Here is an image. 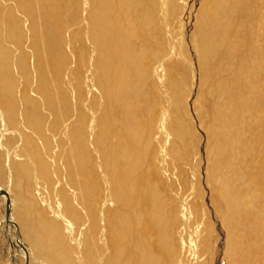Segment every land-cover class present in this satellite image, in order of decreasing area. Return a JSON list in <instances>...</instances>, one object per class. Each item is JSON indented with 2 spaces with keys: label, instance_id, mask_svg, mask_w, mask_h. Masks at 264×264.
Segmentation results:
<instances>
[{
  "label": "bare ground",
  "instance_id": "6f19581e",
  "mask_svg": "<svg viewBox=\"0 0 264 264\" xmlns=\"http://www.w3.org/2000/svg\"><path fill=\"white\" fill-rule=\"evenodd\" d=\"M12 1H16L15 7H18L26 21L31 19V16L29 18V14L26 13L32 14L34 8L41 11L45 20L53 21L59 13L60 5L59 1L54 3L48 0H0V128H2L0 131V180L4 181L7 186L6 188L0 186V192L3 191L0 198L9 200L7 201L9 216L5 228L11 234V242L9 246L6 243L7 247L11 248L10 251L13 254L26 258L28 264H179V258L182 254L179 251L183 252L187 248L192 253H197L201 262L202 252L200 253L199 250L201 249L200 245L208 241L206 238L207 229H203L201 224H199L201 226L199 228L197 225L190 235L188 243L183 238L178 237L181 226L189 225L193 216L192 206L189 207V214L185 215L184 218L182 216L183 223L180 221L177 223V226H180L179 233L178 230L174 232L177 226L175 222L173 230L172 220L174 217L170 215V204L161 196L162 192H166L164 189L166 184L170 188V178L163 174L164 170H169V164L166 166L164 163L170 159L173 161L172 164L176 166L183 161L182 158H179L180 144L185 142L189 134H192L190 133L192 131V128L190 130V122L186 119V108L180 109L179 96H177L178 102L175 101L177 103H174L175 91L174 94L170 92L168 96L172 100L171 107L163 108L158 118L153 109L155 103L151 105L153 89L156 87L153 88L150 66L157 56V52H155V56L148 46L157 36V28H161L155 18L156 12L153 10V4L157 1L155 2L158 4L156 7L161 13H165L164 19H167L173 0H85L84 20L88 24L86 35L89 40L87 42H89L93 57H95V60L94 58L92 60V65L94 68L96 67L94 72L96 76L93 78L94 80L92 79V87H96V92L101 98L102 108L98 115H96L97 112L91 110L90 117L86 116L82 120H77V118L66 125L64 118L69 113V109L62 110V106L78 112L75 109V106H78L75 98L76 90L73 88L74 86L67 88V95L68 92H73V97H70L73 100L68 106L67 100L65 101L66 96L65 98L62 97L61 90L50 86V79L44 76L42 71L44 65H49L55 56V44L53 39L49 37L56 32L55 26H46L47 29L41 28V33L31 25L23 30L21 18L13 17L10 13H2L3 5ZM244 1L246 0H201L199 2L195 11L200 17L197 20L198 35H195L198 40L196 41L194 37V41L198 53L196 59H198L197 68L200 77L202 75L201 69H205L203 71L206 72L209 68L206 66L207 62L209 60L211 62L212 56L214 57L220 50L231 59H236V53L242 50L243 42H238L236 37H233L232 40L229 39L231 34L228 32V22L230 25L236 23V15L241 18L242 12L245 11L243 9ZM246 2L250 4L248 0ZM261 2L264 3V0ZM260 7L263 8L264 5ZM15 21L18 22V26L14 27ZM259 22L258 25L264 28V15L260 17ZM214 26H217V30H214ZM26 33L29 34L30 41H35L31 43L33 74H36L35 86L32 89L36 94L35 98L27 93V87L31 83L29 79L30 68H23V64L27 60L25 58L20 63L15 61L10 47L11 41L14 39L28 37ZM256 34L257 31L252 37ZM204 42L208 43L205 44ZM200 45L210 49L211 52L200 48ZM253 46H251L250 52H246L247 56L244 60L255 59V65H257L261 60L256 58L255 51H253L255 47L253 49ZM259 49L258 44L257 50L260 51ZM41 51H49L50 55L42 60L40 59ZM26 54L23 53L24 56ZM200 63L204 68L199 67ZM168 64L169 62H166L162 66L163 72H165L163 84L166 83L168 89L172 91L170 82L173 83L174 79L170 78ZM40 67L39 74L38 69ZM235 71L237 70H233V72ZM154 72L156 76L159 75L157 69ZM206 73L209 76V72ZM244 77L245 75L238 73L232 84L242 83ZM20 81L21 83L24 81L25 86L18 93L16 89ZM68 83L71 84V82ZM200 83L201 87L198 90L200 94L197 93L194 101L199 107L198 111L204 115L206 95L201 96L209 88L212 91L218 89L215 95L219 94L220 84L211 81V84L204 89L201 78ZM232 84L227 88L231 89ZM59 94L61 96H58ZM50 95H53V98ZM86 95L88 96V94ZM221 97L223 98L222 95ZM184 99L181 98V102H184L182 101ZM258 99L259 97L251 101V99L246 98L242 102L243 111L241 115H239L242 109L240 100L235 105L231 104V101H226V103L219 105V110L215 109L214 123H210L207 136L209 135L211 138L213 135L215 138V136L223 134V137L217 139V145L213 146L211 151L209 150V154H205L204 159H206L205 164L207 166L205 171L206 174L208 173V177L212 171L216 173L219 170V163L213 168V163L210 160L217 163L220 156L225 154L228 149L234 148L236 152L241 150L242 147L239 142L243 139H240V128H243V123L246 125L244 120L247 118V122H259L258 124L264 121V112L262 110V113L257 111ZM94 100L97 99L94 98ZM52 103L56 104V107ZM212 109L214 111V108ZM46 111L48 115H52L53 122L59 121L60 126L57 125V135H60L59 139L65 141V145H67V149L61 153L63 157L60 156L64 187L60 180L57 181L58 186H55L54 190L49 187L54 192L55 197V199L52 198L54 199L52 203L47 195L38 189L40 185H43L40 183L39 179L42 176L40 177L39 173L51 165L49 164L51 160L48 162V159L45 158L48 150L45 147L47 140L44 142V138H42L46 132L45 122L48 118ZM63 113L64 116H62ZM77 115L79 116V114ZM246 115L248 117H245ZM236 119L238 120L236 121ZM185 120H188L189 125ZM234 122H238V125H234ZM223 123H226V126H223ZM246 131L248 130L246 129ZM243 132L244 130H242V135ZM43 133L44 136H42ZM155 134L158 138L157 141L153 138ZM262 136V151L264 152V134ZM159 137H163L166 143L164 146L161 145L158 153L155 151L154 154V148L159 143ZM8 142L11 143L10 147L6 144ZM54 142L57 144V140ZM211 142L213 143V141ZM172 144L175 145L170 147ZM263 152H259V154H263ZM161 155L165 156V159H160ZM156 168L162 175L164 183L153 182ZM52 170H55L54 167ZM47 175L41 180L44 179L53 184L54 180L51 178L53 174ZM228 176L226 175L222 182L217 184V193L220 195L219 199L222 198L227 205L226 210H231L230 214L227 211V214L230 215L229 218H231L238 215L240 210L243 212L246 205L248 208L249 205L253 204L251 200L255 193L249 191L247 196L244 194V197L240 198L241 191H239L230 196L232 194L229 193V187L226 186ZM0 185L2 184L0 183ZM214 189L215 186L212 187V190ZM64 190L69 195L70 202L63 199L62 192ZM65 198L67 197L65 196ZM261 198H264V194ZM181 205L184 206V204ZM214 205L218 207V204L214 203ZM217 210L222 211L223 209L218 208ZM98 211H100L101 245L95 244L94 236L90 232H86L81 238H76L80 227L85 226L82 225L84 219L91 217L93 229L96 227L94 216ZM220 211L219 217L217 216L219 219L222 218ZM228 215L220 220L224 227L229 225ZM72 220L80 221L81 226L77 228ZM258 220L262 221L259 227L261 232V227L264 230V218L260 217ZM231 239L233 241V237ZM4 250L6 251L5 247ZM181 258L183 259V257Z\"/></svg>",
  "mask_w": 264,
  "mask_h": 264
},
{
  "label": "rangeland",
  "instance_id": "374dc122",
  "mask_svg": "<svg viewBox=\"0 0 264 264\" xmlns=\"http://www.w3.org/2000/svg\"><path fill=\"white\" fill-rule=\"evenodd\" d=\"M48 1H51L54 3L56 1H59L60 3L59 13H57V17L53 21L45 20V16L41 15V11L34 7H33L34 9H32V14L26 13L25 9H23L26 14H29L28 15L29 18L31 16L30 21L29 20L26 21L21 11L18 10V7H15L16 1L5 3L6 5H3L2 7L4 8L2 9V13H5V14L10 13L11 16L13 17L21 18L23 20L21 23L23 30H26L31 25V26H34V28H36L39 33H41V28L47 29L46 26H55L56 32L49 36L51 39H53L54 44H55V47H54L55 56L52 58V61H51L52 64L50 63L49 65L48 64L44 65L42 71L44 72L43 73L44 76L50 79V82H49V84L51 83L50 86L55 87L57 90H61L60 94L63 95L62 97L65 98L66 96L65 101L67 100L66 104H68V106H69V103L72 102L71 100H73L71 99L73 97V92L70 91V93L68 92V95H67V90H68L67 88H69L70 86L72 87L74 86L73 88L76 90L75 98L77 99L78 106L77 107L75 106V109L78 110L79 113L63 105L62 110L69 109V113H67L66 117L64 118V121H66L65 122V125H66V124L73 122L77 118H78L77 120H82L86 116L90 117L91 110L93 112H97L96 115H98L102 108V102H101V98L99 94L96 92V87L94 88L92 87V79L96 76V74L94 75L96 67L94 68V66L92 65V60L93 58L95 60V57H93L92 48L89 45V42H87L89 40L86 35L88 24L84 20V17H85L84 11L86 9L85 0H48ZM200 1L201 0H173V5H171L170 12H169L170 16L168 15L167 19H164L165 13H161L159 8L156 7L158 6V4L155 3L157 1L154 2L155 5L153 4V7L154 8L156 7L155 9L153 8V10H155L156 12L155 18L159 22L161 28H157L156 31L159 35L156 34L157 36L153 38L152 40L153 42L151 41L150 43L151 45L149 44L148 46L150 51L154 53L155 56H156L155 52H157V56L154 58L150 66V69H151L150 75L154 83L153 88L156 87L154 88L155 90L153 89V92H154L153 98H152L153 102H151V105L155 103L153 105L154 106L153 109H154L155 115H157V118H158V115L161 114L163 108L171 107L172 100L169 99L168 96L170 92L174 94V91H175V99L173 101L174 103H177L178 102L177 96L180 97L179 98V102L181 103L180 109L182 110L184 107L186 108V119H188L190 122V125H191L190 130L192 128V131L190 132L192 134H189L192 137L190 138V136L188 135L185 142L180 144L181 153L179 155V158L180 159L182 158L183 161L178 163L176 166L172 164L173 161L170 159H167L166 162L164 163L165 165L169 164L168 165L169 170L167 171L164 170L163 174L166 177L170 178V188H169V185L166 184L165 185L166 188L164 187L166 192H162L161 196L165 201H167L168 204H170V215L171 217H174V219L172 220L173 230H174V223L176 222V226L179 221L183 223L182 216L184 218L185 215L189 214V207L192 206L191 211H192L193 216L189 222V225L186 224L184 226H181L180 233H179L180 226L179 227L177 226L176 227L177 229L175 228L174 232L178 230V233H179L177 235L178 237L183 238V240L188 243V240L191 237L190 235L196 229L197 225H198V228L200 226L199 224H201L203 225V229L204 228L207 229L206 238L208 239V241H205L204 244L202 243V245H200L201 249L199 250L200 253L202 252L201 262L199 261L198 254L195 252L192 253V251L188 250L187 248L186 250H183V252L179 251V253H182L179 258L180 259L178 262L179 264H195V263L196 264H264V252H263L264 251V240H263L264 230L261 227V232H260L259 227L262 221L258 220L260 219V217L264 218V198H261L264 194V157H263L264 152L262 151L263 150L262 134H264L263 133L264 132V121L258 124L259 122H247L246 121L247 118L244 120L246 125L243 123L244 129L242 127L240 128V131H241L240 139H243V141L239 142V145L242 147L241 150L236 152L234 151L235 150L234 148L228 149L225 154L220 156V160L217 163L212 162V160H210L211 163H213V168L215 167L216 164L219 163V170H217L218 173L217 172L214 173L212 171L210 177H208V173L206 174V171H205L207 167L205 164L206 159H204L205 154L207 153L209 154L210 151L213 149V146L217 145L218 143L217 139H222L223 137L222 136L223 134L217 135L215 136V138L213 135L211 138L209 137V135L207 136V129L208 127H210L211 122L214 123L213 118L215 116L213 115L216 114L215 109L219 110L218 109L220 108L219 105H221L222 103H226V101H231L230 103L235 105V103H237V101L240 100L241 105L240 104L239 105L242 108L243 107L242 102L246 98H249L251 99V101H253V99L259 97L258 99L259 104L257 102V105H258L257 111L260 112L262 110L264 112V28L258 25L260 24L259 22L260 17H263L264 15L263 14L264 7L263 8L260 7L261 5H264V3L261 2V0H248L250 4L246 2L247 0L244 1L245 4L243 6V9L245 11L242 12L241 18L238 15H236L235 16L236 23H231L230 25V22H228V25H229L228 32H230L231 34L229 39L232 40L233 37H236L238 38V42L239 41L243 42L244 44L241 45L242 50L239 51V53L238 52L236 53L237 55L236 59H231L230 57L225 55L222 50H220L216 55H214V57L212 56L211 62L209 60V62H207L206 64V66L209 67L207 68V71H206V72H209V76L207 75L206 72H204L205 69H203L204 71L201 69L202 75L200 77L198 73V68H197L198 59H196L198 58L197 57L198 53H197V48L195 47L196 45L194 41V37L196 41L198 40V38L196 37L198 35V30L196 29L197 27H199L197 26L198 24L197 20L199 16H198V13H196L195 11ZM194 25H195V28H194ZM15 26H18L17 21L14 22V27ZM239 27H240V30H238ZM214 30H217V26H214ZM255 31H257V34L254 37H252ZM26 35L28 36L29 34L26 33ZM18 39H14V41H11L10 47L12 48L15 61H18L20 63V61L25 58L27 60V62L23 64V68H30L29 69V79L31 80V83L27 87V93L31 94L30 95L31 97H34L36 94H34L32 89L35 86L34 84L36 82V74H33L34 68H33V56H32L31 43L35 41H30L31 39L29 38V36L28 37L24 36V38L19 37ZM159 40L160 42H163V43H160ZM204 43L207 44L208 42H204ZM258 44L260 47L259 50L261 52L257 50ZM251 46H253V49L255 47V50L253 51H255L256 58L258 60H261L260 62H258L257 65H255L256 64L254 61L255 59L244 60L247 56L246 52L251 51V48H252ZM200 48H204V47L200 45ZM204 49H206L208 52H211V50L206 47ZM23 53H27V54L24 56ZM48 55H50L49 51L48 52L41 51L40 59L45 60V57ZM251 57H254V56H251ZM53 59L56 61H54ZM166 62H169L168 72L170 73V78L174 79L173 83L170 82L172 91L168 89L169 87L166 85V83L163 84V80H164L163 74H165V72H163L162 66H163V63H166ZM199 67L204 68L201 63L199 64ZM251 67L253 70L251 69ZM40 69L41 67L38 69L39 74H40ZM155 69H157V73H159L158 76H156L154 72ZM233 70H237V71L233 72ZM238 73L245 75L244 80L242 83L233 85L232 81L235 79V76ZM200 78L202 80V84H204L203 85L204 89H206L209 86V84H211V81H213L216 84L219 83L220 84L219 94H221L225 100L224 101L222 97L220 98L221 95L220 96L219 94L215 95L218 89L216 90L214 89L213 90L214 92H213L209 88L206 91V93L205 94L203 93V96H201V97H204L206 95L205 108L207 110L205 109L204 115H202L198 111L199 107L194 101L196 100L197 93L198 95L200 94L198 91L200 90V87H201ZM54 80H57V81L55 82ZM62 80H63V83L61 84ZM68 82H71V84H69ZM231 84H232V88L228 89L227 86L229 85L231 86ZM86 85H88V87H86ZM24 86H25L24 81H22V83L21 81L18 83V87L16 89L18 93L20 90L24 88ZM235 90L238 92H236ZM88 91H90V93H88ZM233 91L236 93H234ZM60 94L58 96H61ZM77 94L79 95L77 96ZM86 94H88V96ZM50 96L51 98H53V95H50ZM94 98H96L97 100L95 101ZM181 98H185L184 100H182L184 102H181ZM52 105L56 107V104L52 103ZM212 108H214V111ZM142 111H145V110L142 109ZM242 111H243V108L241 109L239 115L242 114ZM262 111L260 113H262ZM45 113H46V117H48L46 118V122H45L46 132L44 131H41V132L45 133V136H44V133L42 134V136H44L42 137L44 138L43 139L44 142L47 140L45 147L48 150H47V154L45 158L48 159V162L51 160L49 164H51L52 166L51 165L47 166V169L43 172H40L39 175L40 177L41 176L44 177V176H48L47 174H50V175L53 174L51 178L54 181H53V184H50L46 182L44 179H42L44 182L43 183L41 182L42 181L41 180L42 177H41L39 180H40V183H42L43 185L42 186L40 185L38 189L40 191L42 190L41 192H44V194L47 195V198L50 199L52 203L55 199L54 192H52V190H54L55 186H58L57 181L60 180L61 185L64 187L63 175H62L63 170L62 168H60V161H61L60 156L63 157L61 153L62 151H65L67 149V145H65V141L62 140L63 141L62 142L59 139L60 135H57V125L60 126L59 121L55 120V122H53L52 115H48L47 111ZM85 113L89 115H86ZM76 114H79V116L78 115L76 116ZM62 116H64V113ZM245 117H248V115H246ZM223 118L225 117L223 116ZM85 120L88 121V119H85ZM188 120L187 121L185 120L187 124H188ZM237 120L238 119H236V121ZM200 122L202 125L200 124ZM237 123L238 122L236 123L234 122L233 124L237 126L238 125ZM247 124L248 125L251 124L252 126L251 125L248 126ZM222 125L226 126V123L225 124L223 123ZM1 129L2 128H0V131ZM246 129L248 131H246ZM242 130L246 132V133L243 132V135H242ZM156 137L157 135L155 134L153 138L154 140L157 141L158 138ZM54 140H57V144L58 143L59 144L57 145L56 142H54ZM156 141L154 142V144L156 143ZM211 141H213V143ZM234 141H235V138H234ZM39 142L41 143V141ZM158 142H159L158 145L156 144L157 146L154 148V154H155V151L158 153L161 148V145L164 146V144L166 143L163 137H159ZM6 144L8 147L11 146L10 142ZM174 145L175 144H172L170 147ZM208 147L209 149L207 150ZM259 152L260 153L263 152V154H259ZM162 156L163 155L160 156V159H165V156L163 157ZM53 167L55 169L54 171L52 170ZM226 175H229L228 178L230 179V180L228 179V181L226 180L227 181L226 186L227 188L228 187L230 188V189L228 188V191L230 194H232L230 196H233L239 191H241L240 198H243L244 194H246L245 196H247V193L249 191H252L255 193V195L252 197V200H251L253 204L249 205L248 208L246 207L248 205H246L245 208H243L244 210L243 212L242 210H240L238 212V215H234L231 218H229L230 215H228L231 213V210H226L227 205L224 203L222 198L219 199L220 195L217 193V188H218L217 184L219 185ZM56 177H60V178H56ZM3 182L4 181L0 180V183L2 184L0 186L2 188H6L7 187L6 183L5 182L3 183ZM153 182L154 183H161V182L164 183L163 177L158 171V168L154 170ZM214 186H215V189L212 190V187ZM77 188H78V184H77ZM66 190L62 192V196H63V199H65V201L68 200L70 202V197L67 194ZM2 194H3V191L1 190L0 197L2 196ZM64 194L68 199L65 198ZM212 197H213V200H211ZM7 201L9 200L0 198V209H1L0 210V258H1L0 264L2 262H3L2 264H6V263L12 264L13 262H14L13 264H28V261L26 260V258L20 257L17 254H13L12 251H10L11 248L7 247V244L9 246L11 242V234L9 233V230L5 228L6 222L9 216ZM186 202L188 203V205ZM214 203H216V205L218 204V207L215 206ZM181 204H184V206ZM51 206L54 207V205H51ZM216 208L223 209L222 211L219 210L221 212L222 218L228 215V221H229L228 226L224 227L222 225L220 221L222 218L221 219L218 218L220 213ZM227 211H228V214H227ZM197 214L200 216L198 217ZM196 215H197L196 218H198L197 220L196 218H194V216ZM94 218H95V225H96L94 229L92 227L91 217L89 219L86 218V220L84 219V222L82 224V225H85L84 227L81 226L80 221L72 220L77 228L81 226L80 231L76 235V238H81L86 232L87 233L90 232L94 236L95 244L101 245V242H100L101 231L99 229L100 211L97 212ZM193 219L197 222V224ZM207 222H210V223H207ZM77 228L75 229L76 232H77ZM230 237L231 238L233 237V241ZM4 247L6 248L7 252L4 250ZM176 257L177 255L175 256V258ZM181 257H183V259Z\"/></svg>",
  "mask_w": 264,
  "mask_h": 264
}]
</instances>
